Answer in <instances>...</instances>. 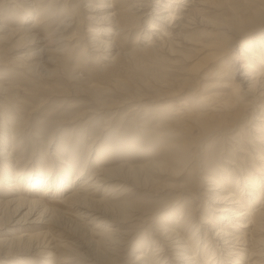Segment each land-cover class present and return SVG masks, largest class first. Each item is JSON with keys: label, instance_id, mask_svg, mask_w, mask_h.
<instances>
[{"label": "bare ground", "instance_id": "1", "mask_svg": "<svg viewBox=\"0 0 264 264\" xmlns=\"http://www.w3.org/2000/svg\"><path fill=\"white\" fill-rule=\"evenodd\" d=\"M18 1L28 12L21 24L10 26L0 20V30L17 38L14 49L21 41L30 46L29 51L13 56L15 66L47 79L64 76L67 84L82 81L83 75L64 69L66 55L74 56L82 47L81 54L95 57L97 64L90 69L91 79L72 86L73 95L87 97L88 108L79 116L112 115L89 145L86 159L72 140L47 154L43 170L38 165L15 169L26 158L24 133L9 121L11 126L4 124L0 115V209L17 210L8 226L20 227L0 234V260L18 256L23 261L17 264H28L27 255H40L33 258L34 264H71L73 258L87 261L83 264H264V0H97L88 3L79 19L70 5L60 9L58 0ZM139 24L147 25V35L124 54ZM75 25L82 32L64 37ZM181 48L190 53L182 55ZM137 52L156 62L171 58L173 77L155 83L151 77L144 78L140 85L145 93H138V82L126 79V65L120 58ZM95 73L100 80L93 79ZM64 88L56 87L54 94H63ZM8 90L0 83V102ZM185 91L201 98L202 104L197 107L193 97L189 107V101L181 99ZM102 94L113 96L100 101ZM177 99L182 101L175 103ZM162 100L168 101L163 106L170 118L167 127L178 130L177 139H172L180 141L166 142L165 148L154 153L155 142L138 130L139 124L127 119L144 104ZM203 105L208 107L202 111ZM124 109L123 120L131 129L113 127L117 136L102 139L107 136L102 131L113 126L115 116ZM244 126H252L248 140L240 137ZM215 132L223 140L238 136L239 142L231 148L215 147L214 142L203 146L201 155H190L197 142ZM48 142L47 147L52 139ZM230 149L237 159L223 156ZM137 158H142V164L134 165ZM191 165L194 170L189 172L196 174V180L188 182L182 194L190 196L195 208L178 210L181 221L167 219L180 230L157 221L154 248L148 251L143 246L138 253L130 240L158 211L151 213L147 201H137L129 193L149 188L154 194L160 175L177 178ZM128 221L129 228L121 226ZM30 224H47L49 229L32 233L21 228ZM51 226L63 235L52 234ZM193 239L205 242L203 256L192 246ZM128 250L135 251L129 260Z\"/></svg>", "mask_w": 264, "mask_h": 264}, {"label": "rangeland", "instance_id": "2", "mask_svg": "<svg viewBox=\"0 0 264 264\" xmlns=\"http://www.w3.org/2000/svg\"><path fill=\"white\" fill-rule=\"evenodd\" d=\"M80 1L81 0H58V4H59L60 9H63V6L70 5L69 8L71 10H74V11L76 10L77 15H75V16L77 19H79L81 17V14L83 12H86V9H84L86 6H88L89 4H96L99 2L97 0H91V2L84 1L85 4H83V2L82 1L80 2ZM24 8L25 7L20 5L18 0H0V20H2L3 23L10 24V26L11 25H13V26L19 25V24H21L20 23L21 18L25 14L28 13L27 9H24ZM75 8H77V9H75ZM68 11H69V9H68ZM61 13H62V10L59 11V15H61ZM81 24H80V26H81ZM0 26H1V23H0ZM83 28L86 29V25H84ZM76 29H77V25L73 26L72 29H70L67 33H65L64 37L72 38L75 31L78 32L79 34L82 32L81 29H79V28H78V30H76ZM146 32H148L147 31V25L146 24H139L137 29H135L133 31V33L131 34V38L128 41L127 48L123 49L122 52L125 51L124 54H127V53H130L131 51H133V48H134L133 46H135V44H138V42L140 40L145 38V36L147 35ZM16 39L17 38H14L9 33V31H4L2 29L0 30V51L3 52L6 50V54L3 52L4 55L0 56V83L9 89L7 91L8 94L3 95L4 96L3 98L5 100H2L0 102V115L1 114L3 115L1 118L4 119V124H6L8 126L12 125V127H17V126L19 127L20 126L19 128H21V131H20L21 134L24 133L21 135V138L23 140V144H24L25 148L27 149L25 152L26 158L24 156V160L21 161L20 164L16 165L15 169L30 168L32 166L38 165L39 168H42V170H43L44 169L43 165L45 163H47V161L49 160L46 157L47 154L49 152H51L55 147L58 148V150L61 147H65L72 140H73V142H76V147L80 149L79 152H81L82 154L84 153L83 157H84V159H86V156L89 154L88 151L91 150V147L89 145H91L93 143L94 138L96 137V135H98L99 131L104 130V128L108 125L107 119H109L110 115H112V114H109L108 115L109 117L108 116L107 117L98 116V117H94L92 119H90L91 116L88 118L80 117L79 115H80V113L83 112V108H84V110L88 108L87 107L88 106L87 105L88 104L87 103V97L81 96V95H73L71 92L72 91L71 89H72L73 85H81V83H83L87 78L91 79L90 78L91 77L90 69L92 70V68L96 66L97 60L95 59V57H91L89 59H88V57H85L84 54H81V50H82L81 48L82 47H79V50L76 53V55L74 54V56H70V57L68 55H66L67 65L64 66L65 67L64 69L68 70L69 73L78 72V74L83 75L84 77H83L82 81H73V83L67 84L68 78L66 80L65 79L63 80L62 77H64V76H60V75L57 77H54L52 79H47L44 77H40L38 72H36L37 74L24 73L22 71L23 69L20 68L21 69L20 70L18 68V65L15 66L16 60L13 59V56L15 54L19 55L23 52H27L30 50V48H29L30 46H27L26 41H21L19 43V45L17 46L18 49L17 50L14 49L13 46H15V44H16V42H15ZM73 45L74 44H72V46ZM180 51L182 52L181 54L184 56L190 53V51H188L187 49H184V48H181ZM66 53L68 54L69 51ZM83 57H85V58H83ZM146 57L147 56L145 55L144 52H137L134 55L132 53L129 57H120L121 60L124 62V65H126V70H125L127 72V73L125 72L126 79H131V80L133 79L136 82H138L137 92L141 93V94L145 93V89L143 88V86L140 85L143 83V80H145L144 78L148 79L151 77L150 82L155 83V82H157V79H159L161 82H163V80L170 78V77H173V74L171 73L172 67H171V63H170L173 61H170L171 58L164 57V59H162L160 61L157 60V62H156V60L154 61V59L152 60L148 57H147L148 58L147 59ZM172 59H174V58H172ZM75 61H76V63H75ZM151 63H153V64L156 63V64L155 65L152 64L153 66L151 67ZM62 75H63V73H62ZM92 75L94 76L93 79H95V78H96V80L99 79V77H98L99 75L96 76L97 75L96 73L92 74ZM50 86H51L52 90L49 89ZM61 86L62 87L65 86V88L63 89L64 92H62L63 94H58V95L56 94L55 95L54 91H57L56 87H61ZM139 86H141V87H139ZM204 90L205 89H203V91ZM12 95H13V97H11ZM111 96H113V95L102 94V96L99 97V100L100 101H108V100L112 99ZM183 97L181 98L182 100H188L189 101V104H188L189 107H190V104H192L191 98H193V97L196 100V106L197 107L200 105V103L202 104V102L200 101L201 98H199L197 96H193V95L189 96V95H187L186 91H185ZM181 99L174 100V102L175 101L176 102L182 101ZM158 102L153 103L154 105H152V106L150 104L145 106V104H144L142 107L139 108V110L137 112L134 113V115H133L134 117L131 116L130 118L127 119V121H130L132 123V125L134 123L139 124V126L137 127L138 130L142 129L144 131V133L148 136L149 140L155 142V145H153V146L156 149V152H154V153L159 152L161 150V148L163 149L167 145L172 144L173 142L180 141V140L176 141L175 139H172V138H175L177 136L178 130L171 129V128L167 127V125L169 124L168 120L170 118L168 115L165 116V111H164L163 106L168 104V101L162 100V101H158ZM128 106H130V105H128ZM196 106H193V107H196ZM203 106L204 107H200V108H202V111H203V109L205 110L208 107V106L206 107L205 105H203ZM125 110H127V109H124L120 113V115L115 116L113 126H111L110 128H108L105 131H102L103 133H105L107 135V136L102 137V139L103 138L106 139L107 137L110 139L111 137L117 136V135H115L116 130L113 127H115V128H117V127L126 128L127 127L126 129H128V130L131 129V128H129V125H125L126 119L123 120L125 118L123 116ZM148 117H150V118L148 119ZM1 118H0V124H1ZM151 119H153V121L150 123L149 121ZM8 121L11 123V125L8 123ZM67 121H68V124H67ZM64 122H66V123H64ZM158 123H160V124H158ZM13 124L16 126H13ZM161 124H163L164 126H162ZM140 125L142 127H140ZM149 125H150V127H149ZM160 126L163 127L162 128L163 130L161 129L162 131L159 130ZM242 127H243L242 124H240L239 128H242ZM248 127L251 128L252 126H248ZM248 127L244 126V130H242V134L240 136L241 138L243 136H245L244 137L245 140L250 139L251 131H249ZM165 128H166V130H165ZM167 128H169V129H167ZM239 128H237L238 131H239ZM2 131L3 130H0V135H2V133H3ZM170 132L176 133V135H174ZM71 133H73L74 135H72ZM165 133H166V135H165ZM170 134H171V137H169ZM212 134H214V133H212ZM222 136L223 135H221V137ZM216 137H217V140L213 141L212 138H216ZM221 137H220V133L215 132L214 136L208 137L205 141L202 140L203 142L201 141V144H200V142H197L192 147V149L190 150L191 151L190 155L191 156L201 155L202 151H203L202 147L203 146L206 147L209 144L212 145L214 142H217L215 147H219V148H222V147L223 148L224 147L225 148H227V147L231 148V146H233V144L235 145L236 143L239 142L236 140V138L238 136H236V138H233V136H231V138H232V139L230 138L231 140H228V139L223 140ZM180 138H178V139H180ZM51 139H52V143L49 147H47L48 143H49L48 141ZM176 139H177V137H176ZM240 143L243 144V141L240 140ZM95 146H97V144L94 145V148H95ZM200 147H201V149H200ZM155 149H153V150L151 149V151H154ZM51 153H55V152L52 151ZM64 153H66V152H64ZM233 155H235V156H233ZM223 156H227L232 160L237 159L236 158V156H237L236 152H234L231 149H230V153H227V154L224 153ZM220 159H222V158H220ZM220 159L218 160V162H221ZM133 161H134V165H138V163L142 164V162H143L142 158H137L136 160H133ZM235 162L236 161H234V163ZM14 166H15V164H14ZM223 166H225V168H226L227 164H225V165L220 164L221 168ZM192 169H193V166L191 165L188 168V170L186 169L184 171V173L181 176H178L177 178L171 177V176L165 175V174L160 175L157 178L158 181L155 183V185L158 186L159 189L156 186H155V188H152V191H156V192L158 191L157 192L158 194L156 192L153 194V192L149 191V188H140V189H138V191H132L129 193V195L137 201H142V200L147 201V203L149 204V206L151 208V210H150L151 213L154 211L155 212L158 211L156 214L153 215V218L149 222L144 224V226L137 228L139 234L138 235L136 234V239L130 240L131 246H133V248H134V246H135V248L138 247V249H136V251L138 253L141 252L140 248L144 249L145 246H146L145 248L148 247V249H147L148 251H151L154 248V246H155L154 242L156 239L154 234H155V230H156L155 225H156L157 221L162 222L164 220L162 225L165 224L164 226L169 227V229L172 228L174 230L175 229L180 230L179 228H176L175 223H169L167 219H170V221H171V219H174V218L178 219L180 217V214H181L180 211H179L180 214H179V212L177 213L178 210L183 209V211L189 212L195 208V206L193 207V203H195V202H193V203L191 202L192 199L189 198L190 196L188 194H184V195L182 194V190L184 189L185 185L188 182H192L193 180H196L195 179L196 176L193 177V175H196V174L191 173V172H193ZM189 171H191V172H189ZM188 173L191 176H188ZM110 186H113V184H111ZM102 191H103V189H101V192ZM3 192H6V190H4ZM100 196H101V193H100V195H98V197L100 198ZM175 204H177V205H175ZM152 209H153V211H152ZM0 210H1L0 211V224L2 223L0 225V234H3L4 232H11L14 229L18 230L20 227L18 228L15 226H8L9 221L12 222L13 219L15 218V215L17 214V210L13 209L12 207L5 209V211L2 209H0ZM204 212H203V214H200L201 217H203ZM179 221H181L180 218H179ZM134 223L132 226H134ZM39 226H41V227L33 226L30 224V225L22 226L21 228H23V229L27 228L32 233L37 232L39 230H40V233H45L49 229V227H47L49 225H47V224L46 225L45 224H39ZM121 226L122 227L126 226L129 228L131 226V222L128 221ZM7 227H12V228H7ZM51 228L53 230L52 234L53 233L58 234L59 237H61L63 235V234L59 235V232L56 231L55 227L51 226ZM66 228L70 229V228H74V226L72 225V227H66ZM122 229H124V228H122ZM100 230H101V227H100ZM186 236L188 238H189V236H191L189 231L186 232ZM192 241H191L192 246L195 248V250H197V251L199 250L198 253H200V251H201L200 256H203L202 253H203V251L205 252V250H203V249H205V246H203V245H205V242L204 241L197 242L196 239H193ZM140 245H142V247ZM210 248H211V246L209 247V249ZM139 249H140V251H139ZM143 249H142V251H143ZM131 250H128V252ZM60 253H62V249L57 254H60ZM134 255H135V251H131L130 256L129 255L128 256L126 255V256L128 257L127 259L129 260L131 258V256H134ZM39 256L27 255L26 257H29V259L28 258L27 259L32 261V262L28 261V264L36 263V262H34L35 260H33V258L37 259V258H39ZM23 257H25V256H23ZM31 257H32V259H31ZM204 259L205 258H202V261ZM4 261H7V263H3ZM20 261H23V260L17 256V257H13V258H9V259H1L0 264H17V262H20ZM86 262L87 261H85L84 259H81V258H73L71 261V264H83ZM126 264H128V263H126Z\"/></svg>", "mask_w": 264, "mask_h": 264}]
</instances>
